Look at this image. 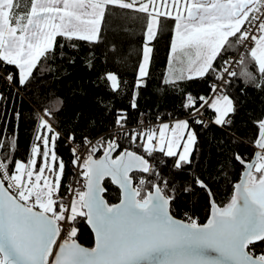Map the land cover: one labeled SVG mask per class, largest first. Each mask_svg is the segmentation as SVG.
Here are the masks:
<instances>
[{
    "label": "snow or ice",
    "instance_id": "6c2138e0",
    "mask_svg": "<svg viewBox=\"0 0 264 264\" xmlns=\"http://www.w3.org/2000/svg\"><path fill=\"white\" fill-rule=\"evenodd\" d=\"M168 3L169 0H161L160 7ZM171 3H183L187 13L182 16L177 8L172 51L178 47L196 49V60L192 62L196 66L190 67V72L197 77L217 72L213 61L230 37L237 43L251 40L255 46L248 56L256 62L260 79L257 81L248 71L243 56L238 61L239 76L258 88L264 87V0H171ZM137 4V11L149 15L146 31L147 40L151 41L156 35L158 17L172 14L160 12L156 0H31L30 10L23 13L19 0H0V62L16 66L19 83L25 85L41 58L47 60L54 54L58 35L70 40L97 42L108 6L133 9ZM151 52L152 48L145 44L137 86L141 78L148 76ZM224 64L228 66L220 70L217 77L221 84L212 85L216 95L199 98L203 101L200 107L207 104L218 113L214 121L218 125L230 124L225 118L235 113L233 100L221 88L230 83L228 78L237 77L238 73L231 70L229 61L225 60ZM106 79L113 89L120 87L116 74L108 73ZM6 80L12 82L11 73ZM167 82L175 83L174 80ZM0 99H3L2 94ZM187 100L190 103L186 107H195V99L190 94ZM124 120L125 115L117 119L121 129ZM256 124L258 135L254 144L259 151L251 162L235 155V159L246 166L244 179L235 185L228 204L219 207L212 202V215L206 224L175 219L169 211L173 196L165 193L168 182L160 178L145 155L124 149L113 158L112 153L120 147L114 139L101 138L93 143L84 138L88 154L83 160L79 155L73 160V164L83 169L80 175L84 178V190L69 188L73 198L68 205L58 195L65 167L63 161L57 166L54 150L59 134L52 136L51 148L49 138L41 134L42 129L54 133L47 120L40 118L36 135L43 151L40 144L34 145L33 158L27 163L15 161L13 164L14 139H0V152L5 143L8 144V152L0 155V264H50L49 257H53L51 264H264V253L256 255L249 250L255 242H264V119ZM167 130L169 124L164 123L158 135L156 129L134 131L130 140L136 143L139 138L149 157L157 150L167 157H176L179 141L187 131L183 150L174 166L190 164L197 141L195 131L187 120L175 122L170 139L166 137ZM101 149L103 156L95 158ZM76 151L74 148L73 153ZM37 155L41 157L40 166L35 159ZM10 165H13L11 171ZM46 171L55 179L46 176ZM133 172L155 177L159 182L143 175L134 178L130 175ZM106 176L121 189L118 204L109 205L102 195L105 189L101 182ZM196 183L207 189L198 178ZM78 217L86 218L93 228L95 247H82L74 239ZM65 225L68 226L67 238L57 244ZM54 246L58 248L55 254Z\"/></svg>",
    "mask_w": 264,
    "mask_h": 264
},
{
    "label": "trees",
    "instance_id": "16d2710c",
    "mask_svg": "<svg viewBox=\"0 0 264 264\" xmlns=\"http://www.w3.org/2000/svg\"><path fill=\"white\" fill-rule=\"evenodd\" d=\"M19 3L21 13L30 10L31 0H19ZM158 20L155 38L148 43L152 46L148 76L141 78L139 86V66L147 43L149 15L136 8L108 6L101 24V38L97 42L70 40L58 35L54 54L47 60L41 58L25 85L19 83L16 66L0 62V94L3 96L0 99V139H14L13 164L15 161H28L37 141L39 111L49 110L54 129L50 136L59 134L55 141L57 166L59 161L65 165L58 195L66 202L74 160L73 144L82 143L85 137L94 138L102 134H105L104 140H111L108 132L117 126L121 115L126 116V120L122 121L124 125L136 123L141 114L151 121L186 118L197 136L190 164L176 168L174 165L179 155L167 157L158 150L151 157L147 156L139 138L136 143H132L130 137L117 142L120 145L117 154L128 149L145 155L160 178L168 182L165 193L173 196L172 214L188 222L191 219L198 224H206L211 217L208 190L217 206L228 204L234 195L235 185L245 171V165L237 161L235 155L239 154L250 162L257 150L254 144L258 135L256 122L264 119V87L258 88L247 78L239 76L240 67L238 76L231 77L226 91L235 107V113H229L225 118L231 119V123L216 124V112L210 106L204 108L202 117L193 116L192 112L201 105L199 98L211 93L212 83L218 80L223 62L237 51L238 43L235 38H229L221 54L213 61L217 72H209L203 77L192 76L191 79L187 78L189 74L171 76L168 70L171 67L175 19L161 16ZM244 59L248 71L259 81L256 62L250 59L248 53ZM9 73L13 76L11 83L6 80ZM108 73L117 75L120 82L118 89L111 87V82L106 79ZM172 80L175 83L167 82ZM189 94L196 101L195 107L185 106L190 103L187 100ZM206 118L211 120L208 125ZM40 145L43 151V145ZM7 152L8 144L5 143L0 155ZM102 155L103 149L95 157ZM9 167L11 171L13 165ZM132 175L134 178L143 175L146 179L159 182L147 174L135 172ZM197 178L207 189L196 183ZM104 186L108 203H118L120 189L110 179L104 181ZM74 226L78 230L74 239L93 247L95 239L86 218L78 217ZM249 250L256 255L264 253V242H255Z\"/></svg>",
    "mask_w": 264,
    "mask_h": 264
},
{
    "label": "built area",
    "instance_id": "2783aa9c",
    "mask_svg": "<svg viewBox=\"0 0 264 264\" xmlns=\"http://www.w3.org/2000/svg\"><path fill=\"white\" fill-rule=\"evenodd\" d=\"M245 27H247V23L245 24ZM252 31L254 32L255 35L258 36L259 32H256L254 29H252ZM255 46V42L248 40V41H244L243 43H238V49L235 53L230 54L226 57L225 60L229 61V64L231 66V70L236 71L241 67V65L238 63V61L241 59V57L243 56L245 58L246 54L249 52V50ZM228 65H225L224 62L221 66L222 70L224 67H227ZM228 79H231L228 78ZM220 85L221 81L218 79L216 82H213L212 85ZM221 91L224 92L226 94L227 91V85L222 86ZM216 95V93H214L213 91H211V93L207 96H202L205 99H208L210 97H214ZM203 103V101H201V104ZM196 104V101H195ZM209 105L205 104L203 107H198L196 108L193 112L192 115L193 116H203L204 114V108L207 107ZM197 109H199V111H197ZM50 112L49 110H45V111H39V123H38V127L40 124V118H43L44 120H47L48 123L51 125L52 127V123L50 121ZM186 119V118H184ZM175 119H168V120H162V119H158L156 121H151L147 118V116L145 114H141L139 116V119L136 123L131 124V125H124V128L121 129L118 125L113 128L111 131H109L108 133L111 134L112 138L111 140H115L116 142H119L125 138L130 137L131 133H133L134 131L139 132V131H145L148 129H158L160 125H162L163 123H172ZM231 121V119H228ZM211 122V120L209 118L205 119V123L208 125ZM107 134V133H106ZM105 134H102L100 136L94 137V138H88V140L92 141L93 143L99 141L101 138H103ZM72 148L76 149V153L74 154V159L76 158V155H79L81 160H83L84 158H86L87 154H88V147L86 146L85 142L83 141L82 143L79 144H73ZM83 171L82 168H80L77 164H73L71 166V178L67 184L68 186V193L66 195V202L65 205H68L71 200H72V195L69 193V188H79L81 191H83V187L82 185L84 184V178L80 175V173ZM67 230H68V226L65 225L64 229H62L61 231V235L57 240V244H60L63 242L64 239L67 238ZM58 248L54 246L53 248V252L55 254V252H57ZM53 260V257H49V261L51 264V261Z\"/></svg>",
    "mask_w": 264,
    "mask_h": 264
},
{
    "label": "crops",
    "instance_id": "0c3cea01",
    "mask_svg": "<svg viewBox=\"0 0 264 264\" xmlns=\"http://www.w3.org/2000/svg\"><path fill=\"white\" fill-rule=\"evenodd\" d=\"M145 2H147V1H145ZM160 4H161V0H156V5L159 8L160 12H171L172 13L170 16H167V17H172V18L175 19L176 15L178 14L177 13V8H179V14H181L182 16H186L187 15L183 3H181L179 5H173L171 3V0H169V3L167 4L166 7H160ZM134 8L137 9L138 5H136V7H134ZM161 16H163V15H161ZM161 16H159L158 19ZM176 24H177V21L175 19V30H174L173 41L176 40ZM195 60H196V50L194 48L193 49H183L182 50V49H180L178 47L175 52L172 51V54H171V67L168 70L169 74L171 76H176V77L184 75V74H188L189 68L196 66L195 64L192 63ZM187 69H188V71H187ZM178 120H186V119H184V118L175 119L174 121H178ZM174 121H173V123H174ZM173 123H169V122L167 123V124H169V130L166 131V137L169 138V139L172 138L171 129L173 128ZM160 127H161V125H160ZM160 127L158 129H156L157 130V135H158ZM186 137H187V131L184 132V139L179 141V145L180 146H179V148L176 149L177 155H179L180 152H182L184 141L186 140Z\"/></svg>",
    "mask_w": 264,
    "mask_h": 264
},
{
    "label": "water",
    "instance_id": "95a60500",
    "mask_svg": "<svg viewBox=\"0 0 264 264\" xmlns=\"http://www.w3.org/2000/svg\"><path fill=\"white\" fill-rule=\"evenodd\" d=\"M257 151H259V149L257 148V150H256V152ZM255 152V153H256ZM116 153H117V150L115 151V152H113L112 153V156H113V158H115V155H116ZM103 156V155H102ZM102 156H100V157H102ZM100 157H98V158H100ZM95 158H97V157H95ZM97 158V159H98ZM255 158V154H254V157L252 158V160ZM251 160V161H252ZM250 161V162H251ZM245 170H246V166H245ZM133 173H135V172H133ZM133 173H130V175H132ZM244 173H245V171L243 172V174H242V178H241V180L238 182V183H240L243 179H244ZM106 179H110L111 181H112V179H111V177H105L104 179H103V181L101 182V186L105 189V191H104V193L102 194L103 195V197H104V199L107 201V199H106V197H105V192H106V188H105V186H104V181L106 180ZM112 183L116 186V187H118L119 189H120V187H119V185L118 184H116V183H114L113 181H112ZM237 183V184H238ZM120 192H121V189H120ZM211 192V191H210ZM235 193V192H234ZM213 201H215L214 200V197H213V195H212V193H211V196H210V202H211V215H212V202ZM120 202V201H119ZM118 202V203H119ZM107 203H108V201H107ZM118 203H116V204H118ZM216 203V202H215ZM109 204V203H108ZM110 205V204H109ZM217 205V204H216ZM169 211H170V214L175 218V219H177V220H181V221H184V222H188V221H185V220H182V219H179V218H177V217H175L173 214H172V212H171V201H170V204H169ZM86 221H87V219H86ZM87 224H88V222H87ZM88 226L90 227V229L92 230V232H93V235H94V239H95V242H96V237H95V232H94V230H93V228L88 224ZM76 242L78 243V244H80L82 247H85V248H93V247H95V244H94V246L93 247H88V246H85V245H83V244H81L79 241H77L76 240ZM58 251V250H57ZM214 254V253H213Z\"/></svg>",
    "mask_w": 264,
    "mask_h": 264
},
{
    "label": "rangeland",
    "instance_id": "374dc122",
    "mask_svg": "<svg viewBox=\"0 0 264 264\" xmlns=\"http://www.w3.org/2000/svg\"><path fill=\"white\" fill-rule=\"evenodd\" d=\"M156 30H157V28H156ZM258 35H259V33H258ZM146 40H147V33H146ZM149 42H150V41L147 40V43H146V44H147L148 47L152 48V46H151L150 44H148ZM195 50H196V49H195ZM150 56H151V54H150ZM142 62H143V60H142ZM148 67H149V65H148ZM187 71H188V69H187ZM188 74L191 75V76H194V73H192V72H189V71H188ZM210 108H211V107H210ZM211 109H213V108H211ZM213 110H214V109H213ZM214 111H215V110H214ZM215 112H216V111H215ZM217 115H218V113L216 112V117H217ZM175 122H176V121H174V123L172 122V123H173V127H174V125H175ZM159 127H160V126H159ZM41 134H42V135H46V136L49 138V148H51V147H52V141H51V138H52V136H53L54 134H52V135L50 136V132H47V131H46L45 133H43V130H41ZM37 144H40V142H39V141H36V143H35L34 145H37ZM40 147H41V145H40ZM54 150H55V149H54ZM55 153H56V152H55ZM32 158H33V157H32V155H31L30 158H29V160L32 159ZM35 159L37 160V166H40V164L42 163V161L39 159V155H37V156L35 157ZM29 160H28V161H29ZM28 161H26V162H24V161H20V162L27 163ZM45 175H46V176H50V174H49L47 171H46ZM61 177H62V175L60 176V181H61ZM50 178L53 179V180L55 179V177H51V176H50Z\"/></svg>",
    "mask_w": 264,
    "mask_h": 264
},
{
    "label": "flooded vegetation",
    "instance_id": "af4514ba",
    "mask_svg": "<svg viewBox=\"0 0 264 264\" xmlns=\"http://www.w3.org/2000/svg\"><path fill=\"white\" fill-rule=\"evenodd\" d=\"M118 154L116 153V155L115 156H117Z\"/></svg>",
    "mask_w": 264,
    "mask_h": 264
}]
</instances>
